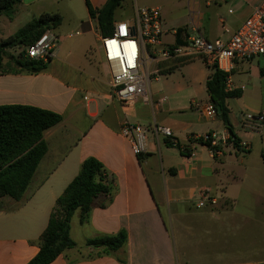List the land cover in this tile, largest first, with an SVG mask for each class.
<instances>
[{"label":"crops","instance_id":"0c3cea01","mask_svg":"<svg viewBox=\"0 0 264 264\" xmlns=\"http://www.w3.org/2000/svg\"><path fill=\"white\" fill-rule=\"evenodd\" d=\"M107 1L22 0L16 8L13 19L23 14L30 22L50 13L60 15L62 22L54 29L53 53L43 71L0 73V106L37 107L58 113L63 119L44 132L48 152L23 199L0 200V264H28L37 256V242L57 199L88 158L101 162L114 179L112 198L99 197L85 222L80 220L79 211L74 214L70 235L76 245L51 264H180L163 208L168 215L180 217L183 214L177 207L183 205L197 209L192 216L199 215L203 221L191 228L194 237L201 232L204 240L210 236L212 240L232 238L239 245L232 253V262H237L233 264L264 263V128L256 134L241 124L243 114L264 112V56L236 60L230 72L233 90L241 92L239 98L227 101L230 123L238 140L250 144L249 150L228 146L214 156L204 143H190V137L211 132L231 135L218 116L208 119L192 107L194 102L210 101L206 83L213 67L200 57L163 61L158 68L159 81L150 85L151 102L121 106L113 97L99 25L89 16L87 5L98 10ZM263 3L131 0V14L124 19L132 20L141 8H158L167 31L163 39L169 37L164 43H185L194 27L212 42H228ZM126 119L147 131L146 154L142 157L133 153L130 141L120 133ZM154 125L172 129L180 146L191 155L185 156L162 138L157 139ZM207 188L216 204L205 206L216 207L223 201L236 208H222L218 215L197 208L200 191ZM173 206L174 212L170 209ZM190 211L185 215L191 216ZM207 215L213 220H207ZM234 215L241 220L226 217ZM121 231L127 234L126 246L113 254H105L102 247L86 246L88 240Z\"/></svg>","mask_w":264,"mask_h":264},{"label":"trees","instance_id":"16d2710c","mask_svg":"<svg viewBox=\"0 0 264 264\" xmlns=\"http://www.w3.org/2000/svg\"><path fill=\"white\" fill-rule=\"evenodd\" d=\"M22 0H0V16L14 18L17 6ZM124 0H108L98 10L89 3L91 18L96 20L101 35H113L115 13ZM62 22L58 14L44 13L19 29L12 36L0 41V73L37 74L47 65L44 61L30 59L26 49L35 43L47 30L57 28ZM180 31H177V36ZM177 45H180L177 40ZM12 49H20L18 56H9ZM206 86L210 102L216 109L221 108L218 117L230 131L231 141L238 149L240 141L233 133L230 123V108L228 99L239 98L240 91H227V75L217 68L212 69ZM60 114L26 105L0 106V200L9 197L20 202L28 189L41 160L48 152V146L43 140L45 131L62 121ZM185 156L190 151L180 150ZM114 179H110L101 162L95 158L86 159L78 175L68 185L64 193L57 199L50 215L49 223L39 238L37 245L39 253L28 264H51L67 249L74 248L76 243L70 235L71 219L77 211L81 221L90 216L95 202L101 196L109 201L114 190ZM103 204L102 207H105ZM127 234L121 231L116 235L102 236L88 240L86 246L102 247L107 255L113 254L126 246Z\"/></svg>","mask_w":264,"mask_h":264},{"label":"built area","instance_id":"2783aa9c","mask_svg":"<svg viewBox=\"0 0 264 264\" xmlns=\"http://www.w3.org/2000/svg\"><path fill=\"white\" fill-rule=\"evenodd\" d=\"M158 8L138 9L132 20H122L114 23L113 35L99 38L104 61L111 74L113 97L123 107L134 105L137 101L143 104L151 102V82L159 81L161 70L159 64L173 57H184L188 60H206L210 67L217 68L227 75L226 90L234 91L230 72L234 69L236 60H250L255 56H264V3L257 8L228 42H212L193 28V35L185 43L170 45L164 43L167 33L164 21ZM56 36L54 29L47 30L34 44L26 49L30 59L46 61L53 53ZM244 89V88H243ZM192 107L208 119L218 116L212 102H194ZM243 129L261 134L264 128V112L245 113L241 121ZM153 133L162 138L168 145L179 150L180 146L172 129L166 126L154 125ZM147 131L129 119L122 123L121 135L130 141L133 153L142 157L146 154L145 142ZM201 142L214 155L222 153L224 147L236 149L230 135H220L216 132L203 134L200 137H190V143ZM249 143H239L242 152L249 150ZM111 179V177H109ZM216 199L211 189H202L195 206L215 205ZM253 264V263H244ZM264 264V263H260Z\"/></svg>","mask_w":264,"mask_h":264},{"label":"rangeland","instance_id":"374dc122","mask_svg":"<svg viewBox=\"0 0 264 264\" xmlns=\"http://www.w3.org/2000/svg\"><path fill=\"white\" fill-rule=\"evenodd\" d=\"M131 0H126L122 7H120L116 12V22L125 20L124 17L130 16L131 7L129 6ZM30 20L25 15L21 14L18 18L10 21L7 15H3L0 17V38H8L19 29H21L25 24ZM169 42V37L164 39ZM20 49H12L9 52L10 56H18L20 53ZM237 99V98H235ZM221 201V200H220ZM179 212L183 215L180 217L174 215H168L166 207L163 208L164 216L169 228V234L172 242V246L174 249V253L180 264H233L237 262H232L231 259L235 255L232 254L233 251H236L239 245L236 242L232 241V238H225L220 240L218 237L212 240V236L208 239L203 238L202 233H199V237H194L193 233H191V228L195 229L196 225L202 223L199 215H196L195 218L192 216V211L195 212L197 209L192 206H178ZM191 208V216L185 215L188 212V209ZM224 209H234L236 208L232 203H226L221 201V203L216 207L204 206L202 207V211H208L207 213H211V211H215V214L218 215V210ZM173 212L175 207L170 208ZM217 210V212H216ZM205 218L211 219V216H204ZM229 219H239L241 217H236L234 215L229 217ZM213 220V218L211 219ZM215 222V221H214ZM214 222H208L207 224H215ZM217 224V223H216ZM199 228V227H198ZM252 261V260H250Z\"/></svg>","mask_w":264,"mask_h":264},{"label":"water","instance_id":"95a60500","mask_svg":"<svg viewBox=\"0 0 264 264\" xmlns=\"http://www.w3.org/2000/svg\"><path fill=\"white\" fill-rule=\"evenodd\" d=\"M217 112H218L219 115L222 113V110H221L220 107H218Z\"/></svg>","mask_w":264,"mask_h":264}]
</instances>
